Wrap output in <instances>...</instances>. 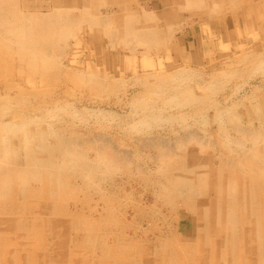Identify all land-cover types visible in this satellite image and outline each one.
Returning a JSON list of instances; mask_svg holds the SVG:
<instances>
[{
  "label": "rangeland",
  "instance_id": "rangeland-1",
  "mask_svg": "<svg viewBox=\"0 0 264 264\" xmlns=\"http://www.w3.org/2000/svg\"><path fill=\"white\" fill-rule=\"evenodd\" d=\"M0 166V264H264V0H0Z\"/></svg>",
  "mask_w": 264,
  "mask_h": 264
},
{
  "label": "bare ground",
  "instance_id": "bare-ground-1",
  "mask_svg": "<svg viewBox=\"0 0 264 264\" xmlns=\"http://www.w3.org/2000/svg\"><path fill=\"white\" fill-rule=\"evenodd\" d=\"M144 8V7H143ZM25 19V18H24ZM27 22V21H26ZM30 22V21H29ZM23 25H25V23H23V24H19V25H17L18 26V29H17V33H18V36L19 37H21V33H22V35L24 36V38H26L27 39V36H26V34L24 35V32L25 33H28L29 34V32H27V31H29L28 29H26L27 31H23L24 29H21V26H23ZM26 26V25H25ZM66 29V28H65ZM15 32V31H14ZM16 33V32H15ZM50 32H49V34L48 33H45V39H44V41H49L50 40ZM110 35H112V34H110ZM32 38H33V36H32ZM32 38H31V40H32ZM114 38V37H113ZM25 39V40H26ZM133 39V38H132ZM26 42H28L27 40L24 42V43H22L24 46H25V44H26ZM50 46V45H49ZM19 126H21V125H19ZM18 126V127H19ZM16 131H17V129H16ZM9 134H11V133H9ZM11 139H12V137H11ZM10 142H12V140H10ZM35 143H37L36 141H35ZM10 148V147H9ZM8 149V148H7ZM11 149V148H10ZM60 149V148H59ZM62 149V148H61ZM72 149V151H73V148H71ZM13 149H11L10 151H12ZM37 150V149H36ZM45 150V149H44ZM69 149H67V151H68ZM75 150V149H74ZM72 151H70V152H72ZM76 151V150H75ZM74 151V152H75ZM63 152V151H62ZM69 152V151H68ZM69 152V153H70ZM11 153V152H10ZM46 153V152H45ZM73 153V152H72ZM12 154V153H11ZM76 154V153H75ZM77 155V154H76ZM10 156V155H9ZM20 157V156H19ZM66 157H68V159L69 160H71L72 159V157H71V154L69 155V156H66ZM74 157V156H73ZM10 160H12L11 159V157L9 158ZM67 163H69V162H67ZM28 164V166H29V164H31L32 165V163H30V161H27V163H26V165ZM70 164V163H69ZM34 165V164H33ZM44 166V165H43ZM46 166V165H45ZM1 167V166H0ZM83 167H85L84 165H83ZM11 171V170H10ZM12 172V171H11ZM31 172H32V174H33V176H34V174H35V172L33 171V170H31ZM8 174V172L6 173V175ZM15 174H17L18 175V177H19V179H20V181H22V180H25L26 178H27V172L24 170H18V172L17 173H14V175ZM37 176L38 175H36V178H37ZM26 177V178H25ZM16 178V177H15ZM14 178V179H15ZM7 177H5V180L3 179V181H4V184H3V182H2V187L3 186H5V188L6 189H9V186L7 185ZM14 179H13V181H14ZM36 180V179H35ZM5 182H6V184H5ZM33 182V181H32ZM181 182V181H180ZM182 183V182H181ZM181 186H183V188H184V193H186V192H190V189H188L189 188V185H186V186H184V185H181ZM247 187H248V185H247ZM251 187V186H250ZM2 189V188H1ZM178 189V188H177ZM246 189V188H245ZM3 190V192H5L4 191V188L2 189ZM20 190V189H19ZM242 190H243V188H242ZM246 192V191H245ZM180 193H182L181 191H180ZM243 198V197H242ZM245 198H247V197H245ZM231 202V201H230ZM228 203H229V200H228ZM239 204V203H238ZM243 204H244V201H243ZM247 204V203H246ZM226 205V204H225ZM230 212H231V210H229V214H228V216H230L231 214H230ZM226 213V212H225ZM224 214V213H223ZM240 215V214H239ZM225 221V220H224ZM30 239V238H29ZM32 241V240H31ZM23 257V256H22ZM41 257V256H40ZM10 260V259H9ZM40 260V259H39ZM22 262V261H21ZM149 264H151V263H149Z\"/></svg>",
  "mask_w": 264,
  "mask_h": 264
}]
</instances>
